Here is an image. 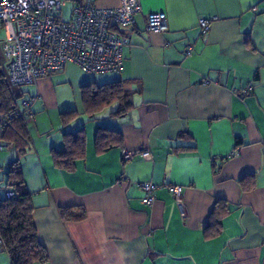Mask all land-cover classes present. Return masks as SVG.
I'll list each match as a JSON object with an SVG mask.
<instances>
[{
	"label": "crops",
	"instance_id": "1",
	"mask_svg": "<svg viewBox=\"0 0 264 264\" xmlns=\"http://www.w3.org/2000/svg\"><path fill=\"white\" fill-rule=\"evenodd\" d=\"M75 2L85 0L66 5ZM94 3L119 8L121 0ZM139 4L134 24L117 32L128 40L121 73L67 65L13 89L19 105L34 100L24 155L0 151V196L19 158L37 239L48 255L37 264H264V0ZM159 12L166 30L148 32L147 15ZM213 17L203 32L199 20ZM115 81L131 94L128 113L112 116V104L88 116L86 93ZM99 127L119 132L121 146L98 153ZM79 128L84 158L71 172L58 169L52 152L66 147L64 132ZM124 152L132 158L123 160ZM144 182L155 185L151 206L141 202ZM173 185L184 189L186 218ZM218 201L226 212L210 237L205 228ZM78 208L86 212L82 221L61 218L60 209ZM0 264H11L1 247Z\"/></svg>",
	"mask_w": 264,
	"mask_h": 264
},
{
	"label": "built area",
	"instance_id": "2",
	"mask_svg": "<svg viewBox=\"0 0 264 264\" xmlns=\"http://www.w3.org/2000/svg\"><path fill=\"white\" fill-rule=\"evenodd\" d=\"M71 0H0V56L6 67L9 83L19 88L33 85L38 78L74 65L89 74H119L123 69L122 51L128 46L125 36L117 34L131 27L140 13L139 0H121L119 8H99L94 0L75 2L69 20L63 21L62 10ZM200 19L203 32L212 21ZM166 14L147 15L145 29L154 34L166 30ZM248 87L245 91L249 90ZM34 98L22 103L25 118L30 117ZM12 147L0 142V151ZM142 158L150 157L148 150L137 152ZM132 152H124L123 160H130ZM142 204L151 206L155 201V185L140 183ZM182 218H186L184 189L173 185L169 188ZM14 192L6 189L5 199H12Z\"/></svg>",
	"mask_w": 264,
	"mask_h": 264
},
{
	"label": "trees",
	"instance_id": "3",
	"mask_svg": "<svg viewBox=\"0 0 264 264\" xmlns=\"http://www.w3.org/2000/svg\"><path fill=\"white\" fill-rule=\"evenodd\" d=\"M14 88L7 79L6 67L0 56V142L6 146L11 144L21 157L28 145V132L26 118L22 114L23 105H19ZM84 101L85 113L91 118L112 104H117L111 114L114 117H123L132 107L131 94L119 81L95 87L86 93ZM73 115L74 113L64 114L62 120L65 122L63 117ZM63 136L66 139V147L62 151H53L52 160L58 169L71 172L75 162L84 158L85 132L83 128H79L75 132H64ZM121 143L122 136L119 132L98 128L95 138L98 153L121 146ZM7 176V189L14 192V197L5 199L4 194L0 196V247L7 253L11 264L44 263L48 255L37 239L32 219L31 195L22 179L19 158L9 165ZM221 205L223 202L218 201L212 211L205 228L207 236H214L220 230L221 215L223 211L226 212V206L221 209ZM60 216L63 220L78 222L86 217V212L83 208L60 209Z\"/></svg>",
	"mask_w": 264,
	"mask_h": 264
},
{
	"label": "rangeland",
	"instance_id": "4",
	"mask_svg": "<svg viewBox=\"0 0 264 264\" xmlns=\"http://www.w3.org/2000/svg\"><path fill=\"white\" fill-rule=\"evenodd\" d=\"M71 6L70 5H66L64 8H63V12H62V19L63 21H67L69 20V17H70V9ZM4 38V33L2 30H0V40H2Z\"/></svg>",
	"mask_w": 264,
	"mask_h": 264
}]
</instances>
